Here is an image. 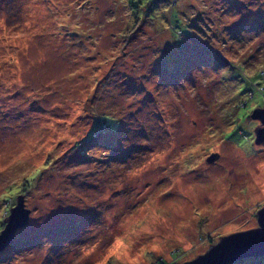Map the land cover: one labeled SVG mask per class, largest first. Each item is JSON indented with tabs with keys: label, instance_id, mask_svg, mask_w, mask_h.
Returning <instances> with one entry per match:
<instances>
[{
	"label": "rangeland",
	"instance_id": "obj_1",
	"mask_svg": "<svg viewBox=\"0 0 264 264\" xmlns=\"http://www.w3.org/2000/svg\"><path fill=\"white\" fill-rule=\"evenodd\" d=\"M261 73L264 0H0V232L30 211L0 264H185L258 228Z\"/></svg>",
	"mask_w": 264,
	"mask_h": 264
},
{
	"label": "water",
	"instance_id": "obj_2",
	"mask_svg": "<svg viewBox=\"0 0 264 264\" xmlns=\"http://www.w3.org/2000/svg\"><path fill=\"white\" fill-rule=\"evenodd\" d=\"M252 119L259 121L262 127L255 131V145L264 146V109H256ZM219 155H212L208 164L215 163ZM30 211L25 208L22 198H18L16 206L10 211L5 221V228L0 232V254L14 243L16 233L28 225ZM258 228L236 233L221 238L203 255L185 264H235L244 259L264 255V208L257 213Z\"/></svg>",
	"mask_w": 264,
	"mask_h": 264
},
{
	"label": "trees",
	"instance_id": "obj_3",
	"mask_svg": "<svg viewBox=\"0 0 264 264\" xmlns=\"http://www.w3.org/2000/svg\"><path fill=\"white\" fill-rule=\"evenodd\" d=\"M136 22V21H135ZM135 24V25H134ZM133 25H134V27H133ZM137 28H138V25H137V23H133V24H129L128 25V27H127V29H130V32H129V34L130 33H134L136 30H137ZM177 27H175L173 24H172V26H171V30L174 32V33H177ZM133 35H135V34H133ZM261 75H264V73H261L259 76H261ZM260 85L259 84H255V87L257 88V90H259L260 92H262V89L259 87ZM249 93H250V97H253L254 96V92H250L249 91ZM99 121L100 122H97V124H95V128L93 129V131H92V135L94 134V133H97L98 135H99V133L102 131V130H105V131H109V129H110V126L108 125V123L106 122V121H104L103 119H99ZM120 123H121V120H120ZM119 123V124H120ZM118 130V129H117ZM111 131L112 132H115L116 130H112V128H111ZM14 190L15 189H10L9 190V192L10 193H12V192H14ZM2 197H7V196H5L4 194H3V196ZM11 199H12V196L10 197ZM15 207V206H14ZM11 209L12 208H10V210H9V212H8V215L10 214V211H11Z\"/></svg>",
	"mask_w": 264,
	"mask_h": 264
}]
</instances>
